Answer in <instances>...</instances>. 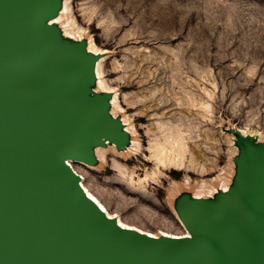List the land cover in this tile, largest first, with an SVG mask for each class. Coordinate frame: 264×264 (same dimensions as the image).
Segmentation results:
<instances>
[{"label": "rangeland", "instance_id": "1", "mask_svg": "<svg viewBox=\"0 0 264 264\" xmlns=\"http://www.w3.org/2000/svg\"><path fill=\"white\" fill-rule=\"evenodd\" d=\"M35 6L43 14L60 6V33L96 53L82 63L87 69L97 60L95 79L84 74L94 80L92 94L107 92L97 96L96 110L109 102V114L127 133H107L92 150L82 142L73 156L80 162H71L110 214L138 232L182 235L184 223H220L225 210L209 208L212 199L228 209L227 192L230 199L253 197L244 157L247 151L264 157V0ZM25 65L8 62L20 84L37 87L48 75ZM83 89L80 81L73 87L81 98ZM166 153L179 167L156 162Z\"/></svg>", "mask_w": 264, "mask_h": 264}, {"label": "water", "instance_id": "2", "mask_svg": "<svg viewBox=\"0 0 264 264\" xmlns=\"http://www.w3.org/2000/svg\"><path fill=\"white\" fill-rule=\"evenodd\" d=\"M37 1L0 0V71L11 60L37 58L32 40L41 34L27 27L28 16L38 12ZM74 53L59 67L44 61L39 68L48 75L37 87L22 84L25 93L0 90V264H264V158L253 152L247 151L253 194L247 203L258 204L259 212L229 207L218 225L194 220L189 227L197 240L167 253L150 241L105 232L82 209L83 201L79 207L71 189L75 177L50 164L68 149L64 156L83 151L81 142L67 143L68 129L97 136L80 122L91 109L67 89L86 73L83 62L74 68ZM97 130L113 134L105 125Z\"/></svg>", "mask_w": 264, "mask_h": 264}, {"label": "bare ground", "instance_id": "3", "mask_svg": "<svg viewBox=\"0 0 264 264\" xmlns=\"http://www.w3.org/2000/svg\"><path fill=\"white\" fill-rule=\"evenodd\" d=\"M57 9L59 12L60 6L57 7ZM58 12L44 14L37 12L28 16L27 27L32 34L46 33L50 35L45 39L36 38L32 40V52L37 56V58L28 61L27 65H25L27 68L30 67V65L32 67L39 68L44 61L52 63V65H58L59 67L72 52H76V56L74 59L75 67H72L77 68L80 67V64L83 62V60H85L86 57L97 56L95 52L89 49V46L82 45L81 41L75 40L74 38L67 39L60 33L57 27L58 18H55ZM97 64V60H93L91 63L87 64L86 74H89L90 77L94 79L97 76ZM88 78L85 74H80L67 83V89L71 98L81 102L83 105L91 109L90 115H88L84 120H80V122L85 125V127L97 132V136L95 139H93L92 137H89L75 129H68L65 132V135L70 137L69 140L66 139L67 143H69L70 145H73L74 140H77L81 143L85 142L88 145L89 150H92V145L94 143L107 141L104 137V133L98 131V128L102 129L104 125H107V132H111L114 135L118 136L125 134L126 131L123 130L122 126L117 125V119H114L109 114L108 101L107 108L104 109L101 113L93 110V108L96 107V103L98 102L97 96L106 97L107 92L92 94V83H94V80L92 81ZM79 81L84 87V89L82 90L83 99L80 97L78 98V96L76 97L71 93V89L73 90L74 85ZM23 87L24 86H22V84L17 81L12 71L9 70L7 66L4 67L2 71H0V90L6 91L7 93H13L12 91H14L15 93H25ZM258 147L259 146H257V148ZM68 150L65 152V154L68 152ZM65 154L56 156L54 158V160H59L58 164L54 163V160L51 161L50 164L55 165L60 170L68 169L71 172L73 177H75L76 179V181L71 183V189L78 196L79 207H81L83 201L86 206L82 209L87 210L91 215L92 221L104 227L105 232L118 234L123 238L132 239L134 241H139L142 243H144L143 240L150 241L151 246H159L162 253H167L170 248H177L181 244H192L197 240L196 233L186 223H184L185 234H170V236H154L152 234L138 232L134 230L130 225L124 224L117 216L110 214L106 210L104 205L100 203L99 200L84 187L80 174L71 165V162H80L77 158L73 157L75 154L64 156ZM170 158L171 156L169 157V155L166 153L165 155L163 154L156 162H158V164H171L179 167L178 165L180 164V162L178 160L175 161L174 159L172 160ZM247 159L248 155H245L244 160ZM246 172L247 174L252 173V171H247V169ZM226 196V200H228L227 205L230 206L231 210L242 213L245 210L244 208L250 206L242 196L230 199L231 195L228 192L226 193ZM198 199L199 200L196 201L197 204L200 200L202 201V198L199 197ZM212 200V202L214 203L213 206L207 202L209 208L213 207L216 210H225V206L223 205L222 201H220L218 198H214ZM258 207V204H255L253 207L250 206L248 209V213H258ZM222 214L224 213L222 212ZM221 230L222 229H220V231ZM165 235L168 234L165 233Z\"/></svg>", "mask_w": 264, "mask_h": 264}]
</instances>
